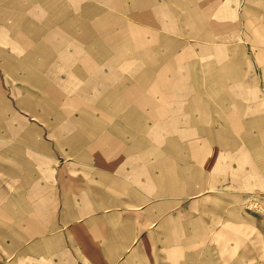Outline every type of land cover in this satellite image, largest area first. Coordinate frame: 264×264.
<instances>
[{
	"label": "crops",
	"instance_id": "obj_1",
	"mask_svg": "<svg viewBox=\"0 0 264 264\" xmlns=\"http://www.w3.org/2000/svg\"><path fill=\"white\" fill-rule=\"evenodd\" d=\"M234 1L0 0V22L12 20L25 27L27 32L20 34L27 51L43 54L53 65H69L75 85L80 83L76 97L83 103L66 95L62 79L53 80L58 88L47 85L46 75L50 74L44 75L45 61L35 60L41 69L31 77L40 89L51 94L50 98L64 97L85 106V110L71 106L70 112L60 115L57 128L60 130L63 117L72 116L76 109L72 117L80 123L62 142L69 147L68 157L92 164L93 169L81 173L96 180L97 186L77 184L73 178L58 180L55 206L65 212L58 213L53 231L78 212H86L82 224L66 227L64 233H68L69 242L82 246L93 262L106 264V214L92 218L87 211H106V185L111 187L112 179L108 173L114 172L133 179L142 173L151 187L160 181L161 186L153 187L156 191L151 193L166 197V202L152 203L147 209L167 205L173 211L161 222L173 228L190 227L185 240L181 229L175 230L177 238H172L190 244L189 261L184 256L179 261L167 252L166 262L151 258L142 264H175L176 259L180 264H206L205 258L195 253L196 244L200 252L207 242L215 243L216 249L227 250L229 256L233 248L224 247V243L241 238L255 243L259 231L255 220L246 219L252 224L241 236L232 219H223L219 204L208 205L207 198L200 197L206 188H250L257 177L259 185L264 183V16L251 12L254 6L248 2L246 11L230 8L228 2ZM34 2L37 6L31 5ZM224 51L231 56L222 58ZM4 56V65L12 66ZM29 60L20 61L18 67L30 70ZM260 66L262 71L257 74L252 68ZM221 77L233 82L231 86L220 89ZM257 164L262 167L258 169ZM40 171L48 178L49 171L47 176ZM44 181L37 177L36 199L29 192L11 197V203L20 201L19 214L1 209L5 218L17 224L16 239L22 246L18 257L22 260L45 253V243L55 258L73 250L72 246L67 250V240L60 234L45 238ZM80 186L92 190H77ZM77 198L83 199L82 203ZM186 206L198 212V218H188ZM212 227L215 230L210 234ZM248 251L255 258L260 249L248 246ZM135 258L136 252L126 254L118 264H138ZM242 259L225 258L227 264H240Z\"/></svg>",
	"mask_w": 264,
	"mask_h": 264
},
{
	"label": "rangeland",
	"instance_id": "obj_2",
	"mask_svg": "<svg viewBox=\"0 0 264 264\" xmlns=\"http://www.w3.org/2000/svg\"><path fill=\"white\" fill-rule=\"evenodd\" d=\"M247 2L254 6V10L251 12H255L257 16H260L259 18L264 16V0H235L233 3L228 2V4L232 9H237L238 7L239 11H246L245 4ZM36 4L34 2L31 5L34 6ZM41 5L43 4L41 3ZM129 20L132 21V19ZM24 30L25 27L23 28L19 22L17 24H14L12 20H7L6 24H4V21L0 22V213L3 214V210L7 213L10 212V214H19L20 201L11 203V197L19 196L20 192H29L36 199L38 195L36 189L37 177L41 181L45 179L42 182L43 189H45V193L42 196L45 207L44 225L47 230L45 238L50 240L53 233L55 235L60 234L62 238L67 240L65 242L67 250L69 246H72L73 250L71 253L58 254L59 256L55 258L53 253L47 250L45 243V253L39 254L37 258L20 259L18 252L22 246L16 239L19 238V230L16 228L17 224L12 220L10 221L9 218H5L4 213L3 217L0 214V264H97L85 256L82 252V246L69 242L68 233H64L66 232V227L82 224L86 212H78L75 217L68 219L64 226L53 231V223L57 222L58 213L63 214L65 212H59L58 206H55L59 196V188L57 189L58 180L73 178L77 181V184L97 186L96 180L86 179L84 174L81 173L83 170L93 169L92 164L75 161L74 157H68L70 153L69 147L64 146L62 142V137L75 130L78 126L77 124L80 123L79 120L76 121L72 117L76 115V109H72V116L63 117L61 131L57 128L61 118L60 115L67 113L66 110L69 111L71 106L76 105V107L82 108L85 106L75 104L74 100L64 97L56 98V96H53L50 98L51 94L40 89L37 82L31 77L33 72L41 69V67L37 66L35 60L45 61V65L42 66L45 74L42 73L44 75L50 74L49 76L46 75L47 80L50 81L49 83L47 82V85L58 88L59 85L53 80L62 79L66 95L76 98L79 103H83L82 98L76 97V90L80 83L75 85V76L73 77L72 67L69 65L59 63L58 60L56 62L59 64L53 65L46 57L43 58V54L27 51L21 44L26 42L24 36L20 34L27 32ZM29 33L33 35L31 32ZM193 40L194 38L187 41ZM196 42L198 41L196 40ZM240 42L242 41L240 40ZM205 44L221 45L214 43ZM4 54L8 56L7 62L11 63L12 66L4 65V60L1 59ZM223 54L222 58L227 59L231 56L229 51H224ZM28 60L30 61V70H23L18 67L20 61ZM252 69L257 74V70L262 71L261 66ZM224 70L230 72V68H225ZM250 73L252 72L250 71ZM65 79H68V82ZM232 83L225 82L222 79L220 89L226 86L230 87ZM260 85V82L257 83L259 88ZM54 99H58L60 102L55 104ZM61 106L64 107L60 109ZM83 115L84 113L81 116ZM82 126L87 127L88 124L82 123ZM23 138H25L24 141H21ZM30 139L35 144L31 143ZM36 142H42L44 145L38 147ZM257 166L258 169L262 167L259 164ZM40 169L45 174L49 171L48 178L43 177ZM108 174H110L112 179L110 182L111 187L106 185V211H87V215L91 217L106 214V264H118L119 260L124 258L126 254L135 252V260L138 264H142V261L151 262V258L158 260L160 263L161 261L166 262L164 258L167 252L169 256L174 253V257L179 258V261L183 259V256L189 261L190 244L173 242L172 238H177L176 232L174 236V231L181 229L182 241L185 240V235L190 230V227L179 226L178 228H173L166 221L161 222V220H164L162 218L167 216V213L173 211L167 205L159 210L155 209L152 211L147 209V206L152 203L166 202V197L151 193V191H156L153 187L161 186L160 181H156L155 183H158V185L155 184L151 187L147 185L148 180L145 179L142 173L140 175L137 174L135 179L131 176L122 175L120 172ZM260 181L261 179L258 177L254 179L253 182L255 183L250 188L224 186L206 188V190L202 191L200 197H206L208 205L219 204L220 208H222L223 219H232L234 224L237 225L235 227L237 233L241 234V236L249 229L248 224H252L246 219L255 220L254 225L259 227L258 235L254 239L255 243H247L244 238L233 243H224V247L233 248V252H230L231 255L229 256H226L228 254L227 250L216 249L215 243L207 242L204 245L205 248L200 252H198L199 244H196L195 253L197 256L201 255L205 258L206 264H227L225 258L230 256L234 258L243 256L240 264H264V183L259 185ZM84 186H80L77 190L82 189L85 192L92 190L90 187L86 188ZM82 200L77 198L76 201H81L80 203H82ZM31 206L30 204L29 207ZM63 208L67 209L68 206ZM137 211H140V213L135 214ZM185 213L188 218H198V212L190 211L188 206H186ZM126 214H130V218L126 217ZM151 214H154V218H151ZM17 222L20 223L19 220ZM182 222V219L179 220L181 225ZM33 228L35 229V226ZM89 228L92 229L95 226H89ZM19 229L21 230V228ZM214 230L215 228L212 227L210 230L212 233L210 234H213ZM124 235L127 238H132V242L122 240L126 238L122 237ZM145 235L149 237L143 238ZM46 242L49 243V241ZM95 244L99 245V242H95ZM27 245L34 248L32 243ZM248 246L260 249L257 257L254 258V253L248 251ZM6 255L9 256L4 258ZM216 257L221 259L216 260ZM177 261L176 259L175 264H180Z\"/></svg>",
	"mask_w": 264,
	"mask_h": 264
},
{
	"label": "bare ground",
	"instance_id": "obj_3",
	"mask_svg": "<svg viewBox=\"0 0 264 264\" xmlns=\"http://www.w3.org/2000/svg\"><path fill=\"white\" fill-rule=\"evenodd\" d=\"M6 11H7V10H6ZM10 14H11V13H10ZM10 14H9V15H10Z\"/></svg>",
	"mask_w": 264,
	"mask_h": 264
}]
</instances>
